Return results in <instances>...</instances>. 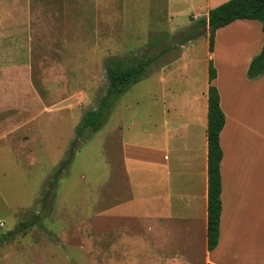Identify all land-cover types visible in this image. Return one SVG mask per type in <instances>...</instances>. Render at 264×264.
Here are the masks:
<instances>
[{
    "label": "rangeland",
    "instance_id": "rangeland-1",
    "mask_svg": "<svg viewBox=\"0 0 264 264\" xmlns=\"http://www.w3.org/2000/svg\"><path fill=\"white\" fill-rule=\"evenodd\" d=\"M196 4L0 0V264H166L160 252L151 254L142 238L127 239L119 227L102 234L100 200L113 190L105 183L115 180L109 172L120 163L116 146L123 135L128 138L129 129L145 135L162 124L161 70L166 66V75L177 78L169 87L194 92L210 86L212 64L215 86L226 100L233 77L242 74L236 66L244 63L249 40L260 39L254 28L260 25L262 33L259 21L250 27L257 38L246 37L247 27L231 26L210 51L209 28L204 31L199 20L190 18L200 10ZM136 57L157 60L117 100L99 132L75 141L84 111L96 107L106 92V61ZM153 95L161 102L155 103ZM117 127L125 129L123 135ZM69 156L47 202L48 182ZM261 200L244 214L233 236L228 222V237L217 254L225 264H264L250 255L241 261L238 254L243 246L250 254L264 247V227L257 229L264 226V181ZM36 214L38 223L23 229ZM240 229L254 235L243 239L245 245L235 241ZM105 239L113 246H106ZM186 240L184 235L175 239L183 258L192 253ZM194 257L192 262L200 264L199 248Z\"/></svg>",
    "mask_w": 264,
    "mask_h": 264
},
{
    "label": "crops",
    "instance_id": "crops-1",
    "mask_svg": "<svg viewBox=\"0 0 264 264\" xmlns=\"http://www.w3.org/2000/svg\"><path fill=\"white\" fill-rule=\"evenodd\" d=\"M190 1L199 3L196 4L199 12L195 10L190 17L195 22L207 17L210 10L229 0ZM254 21H236L219 29L215 37L216 49L219 35L231 26L247 27L245 34L248 39L257 38L260 34L258 41L249 40L244 50V63L236 66L242 70V74L233 77L226 100L218 86L226 123L220 134L223 150L220 165L222 216L217 248L212 252L208 250L207 236L209 85L204 84L194 92L191 89L171 88L169 86L178 81L177 78H170V73L166 75V66L161 70L165 77L159 81V85L165 89L162 94V124L156 125L145 135L129 129L128 138L123 135L125 129L117 127L123 135L116 146L120 163L114 169L111 166L109 172H113L115 180L105 183L106 188H113L112 192H105L100 200L99 227L102 234L110 229L117 232L119 227L127 239L132 240L134 236L142 238L141 241L150 248L151 254L160 252L166 264H194L192 261L196 260L194 255L198 248L200 264H225L217 254L228 237V222L232 221L233 236L235 228L245 220L244 214L262 203L264 74L251 78L248 70L253 58L262 50L264 33H261L260 25L251 24ZM252 25L259 30V34L250 28ZM216 82L217 78L213 84ZM157 96L151 97L155 103L161 102ZM256 193L258 198L255 201L253 195ZM263 227L257 229L261 231ZM179 235L188 238L184 245L190 244L192 247L190 257H181L179 249L175 248V239ZM247 236L254 235L240 229L236 232L235 241L245 245L243 239ZM105 240L106 246H113L114 242ZM243 247L238 254L246 252L247 256L244 257L251 255L250 250L245 248L247 246ZM232 250L236 253L235 249ZM252 260L264 261V256L261 253Z\"/></svg>",
    "mask_w": 264,
    "mask_h": 264
},
{
    "label": "trees",
    "instance_id": "trees-1",
    "mask_svg": "<svg viewBox=\"0 0 264 264\" xmlns=\"http://www.w3.org/2000/svg\"><path fill=\"white\" fill-rule=\"evenodd\" d=\"M239 20L259 21L264 33V0H229L210 10L207 17L198 22L203 28H209L210 51H213L216 33L219 29L229 26ZM157 58L136 57L131 59L109 58L105 63L107 88L105 94L98 100L97 106L89 108L83 113L81 122L76 128V140L91 138L108 122L112 109L117 100L134 84L145 77L152 70L153 62ZM264 74V44L261 52L251 61L248 75L258 78ZM217 78V71L212 64L209 67L210 86L208 90V250L214 251L220 239V221L222 216V177L220 165L223 150L220 144V134L225 126L226 117L220 105V93L213 85ZM75 144V142L73 143ZM71 156L64 161L60 170L56 171L47 185V202L52 191L56 188L62 171L70 163ZM49 199V200H48ZM47 205V204H46ZM39 215L24 222L23 229L35 226Z\"/></svg>",
    "mask_w": 264,
    "mask_h": 264
},
{
    "label": "bare ground",
    "instance_id": "bare-ground-1",
    "mask_svg": "<svg viewBox=\"0 0 264 264\" xmlns=\"http://www.w3.org/2000/svg\"><path fill=\"white\" fill-rule=\"evenodd\" d=\"M262 248H260V251H255L254 252V254L252 253L250 256L251 257H253V258H255V256H257V255H261V253H262V257L264 256V247H263V249L261 250ZM256 250H258V249H256ZM246 254V252L245 253H243V254H240L239 256H241L240 257V259L239 260H241V258H244V256H246L245 255ZM251 257H249V258H251ZM245 260H248L247 258H244ZM252 259V258H251ZM242 261V260H241Z\"/></svg>",
    "mask_w": 264,
    "mask_h": 264
},
{
    "label": "water",
    "instance_id": "water-1",
    "mask_svg": "<svg viewBox=\"0 0 264 264\" xmlns=\"http://www.w3.org/2000/svg\"><path fill=\"white\" fill-rule=\"evenodd\" d=\"M206 30H207V28L204 29V31H206Z\"/></svg>",
    "mask_w": 264,
    "mask_h": 264
}]
</instances>
